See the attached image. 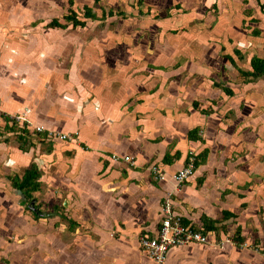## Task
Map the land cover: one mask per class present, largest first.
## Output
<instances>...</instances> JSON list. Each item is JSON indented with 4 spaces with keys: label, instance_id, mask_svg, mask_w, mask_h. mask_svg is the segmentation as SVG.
Returning <instances> with one entry per match:
<instances>
[{
    "label": "crops",
    "instance_id": "0c3cea01",
    "mask_svg": "<svg viewBox=\"0 0 264 264\" xmlns=\"http://www.w3.org/2000/svg\"><path fill=\"white\" fill-rule=\"evenodd\" d=\"M136 3L138 26L163 29L153 52L146 40L129 47L111 79L100 39L66 18L91 0H0V255L154 264L138 238L155 235L169 198L208 241L171 248L164 264H264V75L242 74L264 59V0ZM196 128L200 140L189 139ZM192 154L196 170L178 189L173 176ZM32 166L36 218L14 183Z\"/></svg>",
    "mask_w": 264,
    "mask_h": 264
},
{
    "label": "rangeland",
    "instance_id": "374dc122",
    "mask_svg": "<svg viewBox=\"0 0 264 264\" xmlns=\"http://www.w3.org/2000/svg\"><path fill=\"white\" fill-rule=\"evenodd\" d=\"M142 1L146 3L147 6L151 5V3H149V0H142ZM101 2L102 4L101 3L98 4L94 0H91L90 8H91V12L93 11L92 13H95V17L86 20L88 27L86 26V28H84L85 29L84 32L86 33V36L93 37L91 35L95 34V36H97L100 39L99 41L100 43L97 47V52H101L100 54H104L105 58H107L106 68L103 72H105V74H109L108 77H111L112 79L114 73L120 70L119 67L125 68V65H123L124 60L120 61V57L122 58L127 57L125 52H128L127 51L128 48L129 47L139 48V46L137 45H140L141 41L144 42V40H146L150 42L148 46L149 47L148 51L153 52L154 50H156L155 47L153 46L154 43L153 39H156L160 36L159 29L162 30L163 28H160L159 25L155 26L154 29H147L145 25L138 26V20L144 18L143 16L145 14L140 13L139 11L137 12V10H135V12L138 13L137 15H134V13L131 12L134 11L133 6H138L136 0H104ZM101 5L105 6V10H102ZM162 5L164 6L165 3ZM110 10L111 12L113 10H115L114 12L121 11V14L117 13L116 16L105 17L102 11H110ZM77 17L78 18L83 17L82 10L77 12ZM127 20H132V22L130 23V21ZM95 23L97 25H95L96 27L94 28L93 26ZM90 24H93L92 26L93 29L89 27ZM132 25H134V28L129 29V27L131 28ZM127 37H132V40L129 41ZM134 40L135 41L137 40V42H134ZM84 48H85L84 49L85 57L91 60L88 61L87 59V61H84V64L85 66H91L92 71H94L95 69H97V63L93 62V59H95L96 56L95 47L84 42ZM117 52H122V53H117ZM120 62L122 63L120 64ZM103 72L98 71V73L97 72L95 73H97V75L100 76L103 75ZM120 73H123V71H121ZM108 96L109 95L105 96V98ZM108 98H114V96L110 95ZM240 117H241V113L232 115V118H234L235 121L236 119L237 121H239ZM25 203H28V201H25ZM44 210H47V207H44ZM30 213L32 216L36 215L34 212L30 211ZM30 258L31 257L29 256L28 261H26L27 260L26 259L25 260L26 262L25 263L23 262V264H29ZM11 260H12L11 254H9L8 256L5 254L0 255V264H11Z\"/></svg>",
    "mask_w": 264,
    "mask_h": 264
},
{
    "label": "built area",
    "instance_id": "2783aa9c",
    "mask_svg": "<svg viewBox=\"0 0 264 264\" xmlns=\"http://www.w3.org/2000/svg\"><path fill=\"white\" fill-rule=\"evenodd\" d=\"M13 120L18 123L21 121L19 117H15ZM35 129L37 131L43 130L40 126L35 127ZM46 136L51 140H70L72 138L70 134L53 132L51 130H47ZM113 159L119 160L121 158L118 155H114ZM123 159L125 161H132V158L129 156H125ZM195 170L196 155L192 154L189 156L185 166L173 176L178 189L194 174ZM152 171L156 174L157 179L161 181L164 179V174L157 167L154 166ZM161 215L160 225L155 235L153 237L141 235L138 238L139 247L154 264H164L171 248L206 243L208 241L207 234L184 224L182 216L173 212L172 203L169 198L161 207ZM242 246L245 247L247 245L243 244ZM254 249L258 250L257 248Z\"/></svg>",
    "mask_w": 264,
    "mask_h": 264
},
{
    "label": "trees",
    "instance_id": "16d2710c",
    "mask_svg": "<svg viewBox=\"0 0 264 264\" xmlns=\"http://www.w3.org/2000/svg\"><path fill=\"white\" fill-rule=\"evenodd\" d=\"M98 1L99 0H96V2H98ZM103 13H104L105 17H109V16H115V15H117V13H121V12H114V11L111 12V10H110V11H103ZM93 17H95V14L91 12V8L89 6L85 5L84 6V16H83V18H81V19L78 18L77 17V13L74 12V11H71L69 13V15H67L66 18L68 19V21H71L74 24V26H77V25L84 26L86 20L87 19H91ZM52 26L53 27L61 26V24L58 22L57 19H54ZM250 63H251V66H252L253 70L251 72H243L242 73L243 75L250 76L252 79L253 78H258V77L264 75V59H261V58H258V57H252ZM0 118L4 119V121H6V122L9 121L8 117L7 116H2V114H0ZM9 129L12 130V128H9ZM19 130L21 131V135L22 136H20L18 138L23 139L24 137L29 136V131L22 130V129H19ZM189 139H191V140L192 139L200 140L197 128L193 129L190 132ZM204 154L205 155L207 154V150L204 152ZM39 175L40 174H39L38 168L35 167V166H32L31 168H28L25 171V173H24V175H23L21 180L20 179L19 180L16 179V182H14L15 183V188L18 189L20 192H22L25 201H29L30 202L31 199H32V192H34V191H36V189H38V186H39V182H38ZM34 217L36 218L37 214ZM183 223L186 224L185 222H183ZM189 226L191 227V225H189ZM195 230H197V229H195ZM200 231H202L204 234H206L207 230L206 229H201ZM236 238H238V236ZM238 240H239V238H238ZM254 248H257L259 250V248L256 247V246Z\"/></svg>",
    "mask_w": 264,
    "mask_h": 264
},
{
    "label": "water",
    "instance_id": "95a60500",
    "mask_svg": "<svg viewBox=\"0 0 264 264\" xmlns=\"http://www.w3.org/2000/svg\"><path fill=\"white\" fill-rule=\"evenodd\" d=\"M33 204H34V201L30 202V204L28 205L29 209H32V211L34 213H36L34 210H33Z\"/></svg>",
    "mask_w": 264,
    "mask_h": 264
}]
</instances>
